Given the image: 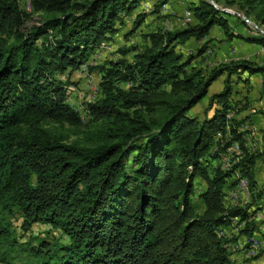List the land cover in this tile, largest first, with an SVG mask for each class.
<instances>
[{
  "label": "trees",
  "instance_id": "16d2710c",
  "mask_svg": "<svg viewBox=\"0 0 264 264\" xmlns=\"http://www.w3.org/2000/svg\"><path fill=\"white\" fill-rule=\"evenodd\" d=\"M144 1L0 0V262L230 264L221 228L240 217L247 224L242 236L254 234L249 207L226 206L233 174L240 170L237 182L245 177L253 189L255 164L264 157L247 145L232 77L264 73V64L232 60L203 74L193 64L197 54L177 47L204 39L215 26L257 45L264 46V36L235 33L228 13L208 0H194L187 26L151 33L133 61L101 68L104 97L84 111L87 123L100 126L91 142L65 141L47 127L85 122L69 100L72 81L63 76L88 63L126 17L136 15V30L146 18L139 10ZM221 1L264 25V0ZM35 14L40 21L29 23ZM206 51L207 45L198 56ZM223 75V89L209 95ZM208 95L203 117L192 114ZM235 142L242 158L224 168ZM197 178L206 184L202 213L193 199ZM16 217L27 231L49 224L64 242L18 238Z\"/></svg>",
  "mask_w": 264,
  "mask_h": 264
},
{
  "label": "rangeland",
  "instance_id": "374dc122",
  "mask_svg": "<svg viewBox=\"0 0 264 264\" xmlns=\"http://www.w3.org/2000/svg\"><path fill=\"white\" fill-rule=\"evenodd\" d=\"M212 1L216 7L228 13L232 30L235 33L264 36V25L259 24L257 21L246 16V14L237 6H226L221 0ZM193 2L194 0H146L142 2L139 10H143L146 18L136 30L133 27L136 23V15L126 17L123 25L120 23L117 25L118 32L112 39L101 43L100 46L96 48L95 52L89 57L88 63L82 65L78 70L69 73V77L65 78L66 80L69 79L72 81L69 90V100L70 103L74 104V106L82 112V116H85V118H82L84 121L87 119V113L84 112L86 111V103L104 97L101 77L105 71H102L101 68L104 67L105 69H111L121 60L133 61L135 51L145 50V48L150 45L149 35L151 33L164 30H175L192 23L194 21V16L191 11ZM185 14L190 15L191 21L184 22ZM40 16H42V14H35L34 18L30 20L29 23H38V21H40ZM243 22H246V24ZM211 34L217 36V38H215V36L212 37ZM209 39H211L210 42H206ZM206 45L207 51L205 54L203 56H198L199 50ZM177 49L185 55L197 54V58L193 60V64L201 69L203 74H208L212 68L232 60L249 59L253 62L264 64V46L249 45V42L238 37L230 39L225 36V33L219 26H215L211 33L204 39L198 41L191 38L186 43L180 44ZM88 65L90 67L92 66V68ZM225 76L226 75L221 76L213 83L209 95L223 89ZM232 78L236 79L235 76ZM116 85L127 87L130 86L131 83L117 82ZM209 95L191 110L192 114H197L200 117H203L209 104ZM232 100H234V97ZM249 106L255 112L259 111L257 108L258 106L254 107L252 104H249ZM237 108L238 107L234 109L237 111ZM230 113L233 114V112ZM87 122L88 121H85L79 126H72L68 123L59 124L51 122L47 124V127L65 141H78L85 143L91 142V138L93 139L97 131L100 130L98 123L92 122L89 124ZM243 126H247L245 130L248 131V138L255 143V147L257 149L259 146L264 147V140L262 142V134L257 126L252 125V123L251 125L244 123ZM217 137H219V134H217ZM240 180H247L246 187L249 188L250 183L247 178H240ZM248 188L241 192H246ZM255 200L253 194L248 203H244L243 205L246 206L250 203L254 205L256 204ZM11 220L12 227L15 229L18 238L28 240L32 236H39L45 237L47 240L52 239L57 240L60 243L64 242L65 237L62 235L61 231L51 228L49 224L37 223L27 231L23 230L22 218L16 217ZM239 236L240 240H237L235 235H233L234 238H232V243L230 242L233 246H241L242 243H247V237L242 236L240 231ZM233 251L234 250L232 249H228V252H232L233 254H242V248L240 251ZM258 252L259 254L252 258H247L246 254H242L244 257L243 263L264 264V248L262 247ZM0 264L8 263L0 262Z\"/></svg>",
  "mask_w": 264,
  "mask_h": 264
},
{
  "label": "crops",
  "instance_id": "0c3cea01",
  "mask_svg": "<svg viewBox=\"0 0 264 264\" xmlns=\"http://www.w3.org/2000/svg\"><path fill=\"white\" fill-rule=\"evenodd\" d=\"M212 31V30H211ZM211 33V32H210ZM214 37L215 35H212ZM217 38V36H215ZM249 45H255L259 46L257 44L249 43ZM241 78L238 76H235L236 79H234L233 83V96L234 100H232V104L236 105L237 110V116L246 118V122L251 125H256L257 128L261 131V140L263 142L264 140V73H256V74H249L247 72L241 74ZM249 104H252L254 107L258 106V112H255L252 110L249 106ZM235 113V111H234ZM254 123V124H253ZM247 126H243L241 129L245 130ZM248 143L247 145L252 148L253 150L264 151V147L259 146L257 149L255 147V143L248 138V135L246 136ZM238 144V143H237ZM211 165L215 166L219 164L221 166V160H211ZM244 176L240 170H237L233 176L232 179L236 181V184L238 183L237 180L239 177ZM238 177V179H237ZM254 180L255 184L253 186V189L251 188V185H249V188L246 192H239L238 196L235 197V205L236 206H242L244 207V203H248L251 196H255V208L254 205L251 203L246 205L249 207V216L247 217L250 221L249 223H253L252 231L250 234L254 233L255 235L262 240H264V157L257 160L255 167H254ZM232 180L229 179V182L231 183ZM236 184L233 187H229L227 185L226 189V206L230 207L231 200L233 197L230 198L231 193L233 192ZM196 186L197 190L196 193L193 195L194 203H195V210L198 213H202L205 209V204L202 201V199L199 197V194L202 190L206 188L205 182L197 178L196 179ZM261 193V195H259ZM240 194V195H239ZM252 218V219H251ZM248 223V222H247ZM230 225V224H229ZM247 225V224H246ZM231 225L225 228H221L222 232H228L231 233L232 229ZM246 235V234H243ZM242 246V245H241ZM229 253V252H228ZM229 258L231 260L230 264H244V257L240 253H229Z\"/></svg>",
  "mask_w": 264,
  "mask_h": 264
},
{
  "label": "bare ground",
  "instance_id": "6f19581e",
  "mask_svg": "<svg viewBox=\"0 0 264 264\" xmlns=\"http://www.w3.org/2000/svg\"><path fill=\"white\" fill-rule=\"evenodd\" d=\"M236 155H239L238 153H236V149H231V153L229 154V155H227V156H225V158H224V160H223V167L224 168H228V167H230V165H228V164H230V156H231V161L233 160V158L236 156ZM236 159V158H235ZM235 161H232L231 162V165H232V163H234ZM226 170H228V169H226ZM242 179V178H241ZM246 183H247V180L245 181H242V180H240L239 181V183H238V185L234 188V190H233V192L231 193V195H230V198L231 197H233L232 198V200H231V206H236L235 205V197L236 196H238V193L239 192H241V191H243V190H245L246 188H248V187H246ZM252 219V218H251ZM249 222V221H248ZM246 224V220H242L240 217L239 218H235L234 220H233V222H232V224H231V228L230 229H232V232L231 233H228V232H222V234L223 235H225L226 237L225 238H229L228 240H229V242L226 244V247H227V249H229V250H238V251H240V249L242 248V246H239V245H232L231 243V241H232V238H234L233 237V235H235V233H234V230L235 231H240V229H242L243 227H244V225ZM254 238H256V240H251V247L252 248H256V252H258L262 247H263V245H264V241L261 239V238H259L258 236H257V234L255 235V234H253L252 236H250V237H247L246 238V241L248 240V239H254ZM231 242V243H230ZM233 251V252H234ZM232 253V252H231ZM247 255V254H246Z\"/></svg>",
  "mask_w": 264,
  "mask_h": 264
},
{
  "label": "built area",
  "instance_id": "2783aa9c",
  "mask_svg": "<svg viewBox=\"0 0 264 264\" xmlns=\"http://www.w3.org/2000/svg\"><path fill=\"white\" fill-rule=\"evenodd\" d=\"M186 21H191L190 20V15H186L184 16V22ZM69 77V74H65L63 76V78H68ZM229 149H236V153L239 154V159L242 158V148L240 146V144H237V142L233 143L229 148L228 150H226L229 154ZM231 156H230V167H231ZM234 233H235V238H237V240H240V236H239V231H235L234 230ZM251 240H256V238L254 239H248L247 240V243H242V254H247V258H252L256 255L259 254V252H256V248H252L251 247ZM263 248H264V245H263Z\"/></svg>",
  "mask_w": 264,
  "mask_h": 264
},
{
  "label": "water",
  "instance_id": "95a60500",
  "mask_svg": "<svg viewBox=\"0 0 264 264\" xmlns=\"http://www.w3.org/2000/svg\"><path fill=\"white\" fill-rule=\"evenodd\" d=\"M208 1H209L210 3H212L213 5H215L214 2H213L212 0H208ZM215 6H216V5H215Z\"/></svg>",
  "mask_w": 264,
  "mask_h": 264
}]
</instances>
